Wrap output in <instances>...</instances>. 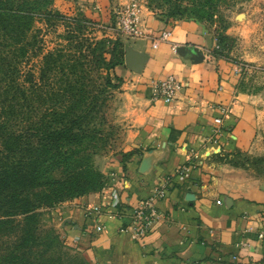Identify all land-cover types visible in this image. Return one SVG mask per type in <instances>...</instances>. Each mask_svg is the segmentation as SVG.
I'll return each instance as SVG.
<instances>
[{"label": "crops", "instance_id": "1", "mask_svg": "<svg viewBox=\"0 0 264 264\" xmlns=\"http://www.w3.org/2000/svg\"><path fill=\"white\" fill-rule=\"evenodd\" d=\"M81 1L99 9L104 2ZM138 26L139 36L121 33L120 39L147 58L139 74L117 66L122 81L113 104L115 120L125 126L123 152H133L125 159L94 156L106 178L103 188L61 201L44 214L59 238L78 245L90 264H264V181L232 176L218 160L222 153L251 149L257 107L235 94L236 68L212 55L214 26L193 19L165 22L142 10ZM247 27L241 22L226 33L245 36ZM166 30L167 39L157 40ZM166 75L182 83L169 104L151 96V81ZM232 97L237 104L223 120L219 147L212 148L206 140L216 106ZM189 149L199 159L184 175H173L187 163ZM166 175H172L173 186L156 203L160 216L150 232L141 240L119 233L128 225L129 209ZM102 192L116 194L122 214L102 208L99 220L107 231L95 233L84 208L105 203L109 198Z\"/></svg>", "mask_w": 264, "mask_h": 264}, {"label": "trees", "instance_id": "2", "mask_svg": "<svg viewBox=\"0 0 264 264\" xmlns=\"http://www.w3.org/2000/svg\"><path fill=\"white\" fill-rule=\"evenodd\" d=\"M217 1L206 0L207 8ZM52 2L0 0V264H74L54 228V239L40 237V217L106 183L93 159L111 134L100 123L121 82L114 67L123 66L124 42L79 38L68 26L79 30L88 19L70 18ZM57 23L67 28L65 44L43 52L41 31ZM222 38L215 34L213 56ZM53 247L61 252L54 258Z\"/></svg>", "mask_w": 264, "mask_h": 264}, {"label": "rangeland", "instance_id": "3", "mask_svg": "<svg viewBox=\"0 0 264 264\" xmlns=\"http://www.w3.org/2000/svg\"><path fill=\"white\" fill-rule=\"evenodd\" d=\"M103 5L95 7L81 0H53L51 7L68 17L83 16L88 21L81 23L77 30L74 24L68 29L78 31L79 38H119L121 27L117 21L122 17V9L135 3L144 13L154 15L157 19L171 22L182 19H193L209 26H214L215 34L224 35L221 39V51L218 57L236 68L235 94L247 96L259 111L257 127L249 150L237 149L234 153H222L218 160L231 169L230 175L239 179L256 178L264 181V0H218L216 8L210 10L206 0H103ZM211 11L209 19L207 13ZM247 23L248 32L245 36H236L226 33L228 27L239 23ZM43 27V26H42ZM64 24L57 23L53 28L41 31L43 52L57 43L64 45L63 35L67 31ZM75 31L73 33H75ZM90 41V40H88ZM127 47V43H124ZM73 50V48H71ZM119 68V67H118ZM117 66L114 73L119 76ZM121 78V77H120ZM122 81V78H121ZM121 83V82H120ZM120 85V84H119ZM118 88V87H117ZM110 100L105 110V122L100 123L109 134L107 144L98 150L95 156H109L123 158L128 151L124 144L125 126L117 122L114 117L113 105L116 100V89L110 91ZM111 125L109 131L107 125ZM38 232L40 237L54 239L52 226L43 213L40 217ZM61 251L72 259L74 264H90L82 255L78 245H69L58 239ZM59 249L51 248L49 254L59 256ZM64 257V255H62ZM72 263V262H70Z\"/></svg>", "mask_w": 264, "mask_h": 264}, {"label": "built area", "instance_id": "4", "mask_svg": "<svg viewBox=\"0 0 264 264\" xmlns=\"http://www.w3.org/2000/svg\"><path fill=\"white\" fill-rule=\"evenodd\" d=\"M140 9L135 3L126 5L122 12V17L117 21V25L121 27L122 32L128 36H139L142 31L140 30L139 23ZM169 36V32L162 31L157 40H166ZM152 47L156 46L155 41L152 42ZM213 48H217L216 44ZM171 49L174 50L175 46L171 45ZM208 54V52H207ZM182 83L177 80L173 75H166L160 79L151 81V96L153 98H160L164 103H171L175 97V94L181 88ZM237 104V99L232 97L226 104H220L216 106L218 114L212 118V125L210 128L209 136L206 143L211 144L212 148L219 147V136L222 132L223 120L225 118H231L232 108ZM199 159V153L195 149H189L187 153V163L181 164L174 169L173 175L182 176L186 173L189 167L193 166ZM173 186L172 175H166L160 177L156 184L149 190V193L141 198L133 207L129 209L128 225L126 227H120L119 233H125L128 231L132 237L141 240L143 236L150 232L153 224L160 216L156 209V203L163 199L167 190ZM103 188V187H102ZM101 188V189H102ZM100 189V190H101ZM99 190V191H100ZM102 197H107V201L103 204L85 206L84 216L90 217L93 222L92 232H106V226L100 222L99 217L102 208L110 207V209L116 210L119 214H122L119 210L116 194L113 192L104 193Z\"/></svg>", "mask_w": 264, "mask_h": 264}, {"label": "water", "instance_id": "5", "mask_svg": "<svg viewBox=\"0 0 264 264\" xmlns=\"http://www.w3.org/2000/svg\"><path fill=\"white\" fill-rule=\"evenodd\" d=\"M146 58V54L143 52L135 51L128 46L124 48L123 65L125 68L136 74L141 72Z\"/></svg>", "mask_w": 264, "mask_h": 264}]
</instances>
